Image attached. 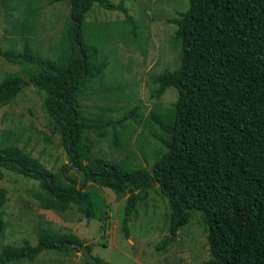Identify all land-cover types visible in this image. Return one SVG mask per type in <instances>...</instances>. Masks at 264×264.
Masks as SVG:
<instances>
[{
  "label": "trees",
  "instance_id": "trees-1",
  "mask_svg": "<svg viewBox=\"0 0 264 264\" xmlns=\"http://www.w3.org/2000/svg\"><path fill=\"white\" fill-rule=\"evenodd\" d=\"M5 1H15L14 10L24 11L12 32L21 36L24 48L0 55L34 72L29 79L17 73L0 79V107L14 102L27 87L44 92L48 128L60 136L68 164L52 171L9 138L0 144V180L3 169L35 180L39 188L34 197L43 208L65 212L76 205L88 221L106 220L109 214L104 198L88 189L90 184L127 197L121 220L127 238L139 204L158 188L169 207L170 233L158 251L173 243L198 214L210 252L205 264H264V0H189L188 9L171 20L177 27L173 41L180 57L174 71L152 79L156 103L146 117L155 140L150 167L136 165L133 160L138 157L133 154L123 160L97 154L90 132L106 137L107 127L115 122L97 117L93 124L82 101L89 90L103 86L97 80L109 65L110 38L100 34L90 39L87 16L95 7L118 10L137 34L124 2ZM63 1L69 4V14L62 39L53 55L46 56L33 46L40 12L43 3ZM99 25L101 30L104 24ZM171 89L177 99L162 104ZM143 116L136 107L118 123L122 127L120 133L115 131L118 147H122L118 135L130 129L125 122L139 124ZM149 144L145 139L140 148L148 164L150 152L144 148ZM71 168L75 172L69 174ZM6 200V190L0 189V236L7 228L2 211ZM85 244L74 234L41 228L34 246L26 241L5 246L0 264L33 262L46 250L70 256L87 248L92 255ZM95 259L97 264H110Z\"/></svg>",
  "mask_w": 264,
  "mask_h": 264
},
{
  "label": "rangeland",
  "instance_id": "rangeland-1",
  "mask_svg": "<svg viewBox=\"0 0 264 264\" xmlns=\"http://www.w3.org/2000/svg\"><path fill=\"white\" fill-rule=\"evenodd\" d=\"M110 1L115 4L124 2L134 18L133 25L136 26L137 34L130 24L127 25L125 15L118 10L95 7L87 16L90 39L100 34L110 38L106 45L109 65L97 80L103 86L97 85V88L89 90L82 101L93 124L98 122L97 117L115 122L107 127L106 137L100 138L95 131L90 132V136L97 146V154L122 160L133 154L138 157L131 159L136 165L150 167L153 162L150 148L155 145V140L151 136V129L146 127V117L156 103L152 98L156 88L152 79L154 75L174 71L178 66L180 48L173 41L177 27L171 20L179 12L188 9L189 0ZM15 6V1L0 0V51H23L24 40L12 32L24 11L14 10ZM68 14L67 1L51 5L43 3L37 24L39 36L33 39L34 48H40L44 55L52 56L61 42ZM99 24H104L101 30L98 29ZM33 72V68L10 64L0 55V79L11 73L29 79ZM44 98V92L30 86L14 102L0 107V144L9 142L11 138V141L49 169L58 171L68 164V157L61 146L60 136L48 128L49 118L43 107ZM176 99L177 92L171 89L166 92L161 103L168 106ZM136 107L141 108L144 115L142 122H125L130 129L125 135H118L122 142V147H118L115 131H122L118 123L123 121L129 110ZM145 139L150 143L144 148L145 152H150L149 164L140 151ZM2 172L0 189L7 192L2 210L7 228L4 235L0 236V255L7 245H22L25 241L36 245L39 229L47 228L60 234L80 237L86 241L85 246L92 248L95 258L110 264H205L209 260L207 233L198 214H194L189 225L179 231L173 243L158 251V247L170 234L169 207L158 188L150 191L148 199L139 204L138 216L130 223V235L127 238L121 229L127 197L120 198L108 189L90 184L88 189L104 198L109 214L106 220L98 217L88 221L79 213L76 205L65 212L43 208L34 197V192L39 188L37 181L4 169ZM74 172L72 168L69 170V174ZM22 264L88 262L82 249L70 256L46 250L33 262Z\"/></svg>",
  "mask_w": 264,
  "mask_h": 264
},
{
  "label": "water",
  "instance_id": "water-1",
  "mask_svg": "<svg viewBox=\"0 0 264 264\" xmlns=\"http://www.w3.org/2000/svg\"><path fill=\"white\" fill-rule=\"evenodd\" d=\"M18 60L21 61L22 58H19ZM82 253L86 257L89 264H97L96 259L91 255L87 248L82 249Z\"/></svg>",
  "mask_w": 264,
  "mask_h": 264
}]
</instances>
